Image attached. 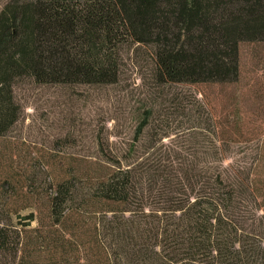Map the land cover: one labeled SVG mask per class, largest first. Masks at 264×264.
I'll list each match as a JSON object with an SVG mask.
<instances>
[{"label":"trees","instance_id":"trees-1","mask_svg":"<svg viewBox=\"0 0 264 264\" xmlns=\"http://www.w3.org/2000/svg\"><path fill=\"white\" fill-rule=\"evenodd\" d=\"M128 39L151 45L161 83L232 82L239 42L264 41V0H8L0 135L18 116L16 78L112 83L116 45ZM150 114L139 113L131 144ZM200 150L130 157L100 149L112 169L87 193L60 181L42 216L0 213V264H264V209L249 167L225 163L217 141Z\"/></svg>","mask_w":264,"mask_h":264},{"label":"rangeland","instance_id":"rangeland-1","mask_svg":"<svg viewBox=\"0 0 264 264\" xmlns=\"http://www.w3.org/2000/svg\"><path fill=\"white\" fill-rule=\"evenodd\" d=\"M116 52L112 83L14 80L18 116L0 135V213L14 220L29 211L42 216L60 181L87 193L112 169L100 149L130 157L169 148L186 154L208 140L220 144L225 163L249 167L264 209V41L239 42L232 82L161 83L151 45L120 40ZM148 108L149 126L131 144L138 115Z\"/></svg>","mask_w":264,"mask_h":264}]
</instances>
